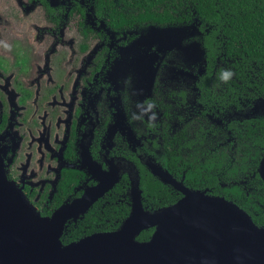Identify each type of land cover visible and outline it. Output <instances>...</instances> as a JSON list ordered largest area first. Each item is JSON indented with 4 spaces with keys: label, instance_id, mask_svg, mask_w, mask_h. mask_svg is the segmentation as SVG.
I'll list each match as a JSON object with an SVG mask.
<instances>
[{
    "label": "flooded vegetation",
    "instance_id": "af4514ba",
    "mask_svg": "<svg viewBox=\"0 0 264 264\" xmlns=\"http://www.w3.org/2000/svg\"><path fill=\"white\" fill-rule=\"evenodd\" d=\"M224 20L190 0H0V172L44 216L113 182L65 230L118 185L131 211L137 180L147 210L179 184L264 215V59ZM144 180L177 199L150 205Z\"/></svg>",
    "mask_w": 264,
    "mask_h": 264
},
{
    "label": "water",
    "instance_id": "95a60500",
    "mask_svg": "<svg viewBox=\"0 0 264 264\" xmlns=\"http://www.w3.org/2000/svg\"><path fill=\"white\" fill-rule=\"evenodd\" d=\"M112 184L44 216L0 172V264H264V225L225 197L179 184L177 202L147 210L135 181L131 211L117 229L64 243L67 220L83 215ZM149 228L151 236L139 239Z\"/></svg>",
    "mask_w": 264,
    "mask_h": 264
},
{
    "label": "trees",
    "instance_id": "16d2710c",
    "mask_svg": "<svg viewBox=\"0 0 264 264\" xmlns=\"http://www.w3.org/2000/svg\"><path fill=\"white\" fill-rule=\"evenodd\" d=\"M190 1L210 22H216L220 16H224L226 31L236 41L240 55L248 54L258 62L264 59V0ZM143 187L147 202L155 207L167 205L177 199L157 180H144ZM122 193H125L124 188L118 185L107 198L99 200L90 209L83 221L75 227L67 228L62 235V241L69 243L94 231L112 230L118 227L130 211V199ZM253 219L258 224H264L262 214L254 216ZM152 232L153 228L144 230L138 238L148 239Z\"/></svg>",
    "mask_w": 264,
    "mask_h": 264
},
{
    "label": "clouds",
    "instance_id": "9594fccd",
    "mask_svg": "<svg viewBox=\"0 0 264 264\" xmlns=\"http://www.w3.org/2000/svg\"><path fill=\"white\" fill-rule=\"evenodd\" d=\"M0 44L3 45V47L8 48L9 45L4 42V41H0ZM234 72L231 68H227V67H221L216 74V79L223 83V84H227L232 78H233ZM137 108L139 109V112H133L131 119L133 120H139V119H143V115L146 113H150L151 109L153 108V104L152 103H147V105L145 106L144 104H137ZM155 118V113H151V115L149 116V119H154Z\"/></svg>",
    "mask_w": 264,
    "mask_h": 264
}]
</instances>
